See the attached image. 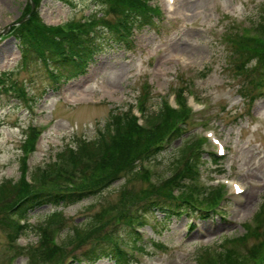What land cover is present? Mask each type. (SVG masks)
Masks as SVG:
<instances>
[{"label":"rangeland","instance_id":"rangeland-1","mask_svg":"<svg viewBox=\"0 0 264 264\" xmlns=\"http://www.w3.org/2000/svg\"><path fill=\"white\" fill-rule=\"evenodd\" d=\"M150 1V5L162 9L163 20L154 19L153 27L146 25L141 34L135 35L131 49L110 48L99 56L87 75L70 80L58 91L38 67L20 68L21 52L13 29L28 21L22 22L30 0H0V74L10 78L5 86L0 84V184L6 179L16 182L22 178L20 146L30 126L44 130L39 150L29 157L33 169L52 161L73 139L97 138L115 114L113 110L136 107L140 93H149L147 107L150 112H156L162 108L163 96L187 86L200 102L195 104L191 100L195 117L183 136L174 139L171 147L146 167L152 171L154 180L169 176L179 149L188 141L199 142L197 136L205 137L207 130H214L226 146L227 155L213 162L211 154L216 148L209 143L202 148L207 163L201 169L202 184L225 185L223 179L229 178L247 190L244 195L235 196L226 185L227 200L223 201L220 213L207 219L185 214L154 228L148 225L141 236L147 245L146 252H135V257L137 264H199L202 249L211 247L221 251V244L227 239L243 236L245 223L264 206V92L258 93L264 85L261 83L264 69L256 65V60L251 64L252 76L237 72L227 44L228 37L239 27H247V33H254V25L264 16V0H175L173 12H168L167 0ZM73 2L75 6L71 7L58 0H42L41 24L55 30L66 28L72 19L80 22L91 11L93 17L101 16L92 0ZM104 21L114 19L108 15ZM13 23L17 24L6 29ZM12 82L19 88L26 87L28 94L36 99L31 103L33 109L12 91L4 90ZM183 94L186 97L188 92ZM251 96L257 100L254 105L250 104ZM124 186L137 194L145 187L138 181L126 185L120 176L110 187L78 204L37 208L29 215L30 228L20 238L10 237L11 229L4 222L6 216L11 218L7 212L11 201L2 203L0 264H61L60 257L43 260L34 257L31 250L20 253L18 249L38 247L42 241L38 226L58 212L69 219L65 221L67 226L61 239L71 233L74 225L87 227L94 215L102 219L105 229L112 228L114 218L124 209L117 205ZM129 198V204L135 202L134 197ZM104 210L107 214L101 218ZM156 217L163 219L162 215ZM124 235L129 239L128 234ZM248 242L247 248L258 243ZM89 245L82 242L71 255L78 258ZM96 264L115 262L101 259Z\"/></svg>","mask_w":264,"mask_h":264},{"label":"trees","instance_id":"trees-1","mask_svg":"<svg viewBox=\"0 0 264 264\" xmlns=\"http://www.w3.org/2000/svg\"><path fill=\"white\" fill-rule=\"evenodd\" d=\"M41 1L34 0L37 8ZM59 1L75 6L73 0ZM93 2L102 12L101 18H97L100 20L96 23L97 27L103 24L108 15L114 14L115 22H107L108 26H103L105 29L101 30H97L95 23L87 25L75 21L66 32L57 28L51 30L41 24L40 12L37 10L29 21L14 28L13 33L22 54L20 68L27 70L29 65L38 67L47 79H53L54 82L62 77L77 76L99 53L115 45L123 46L125 38L119 37L116 32L119 26L130 31L134 27H144L149 23L154 25V18L160 16L157 9L149 6V0ZM30 10L28 4L26 14ZM94 18L96 17L92 20ZM260 19L254 25V33H247V30L240 33L236 30L227 41L237 72L250 73L248 77L252 76V61L258 60L256 65L264 67V16ZM18 91L24 94L25 88L20 87ZM183 91L184 88L178 96V110L163 102L162 108L156 112L149 111L147 104L150 96L148 92L144 93L140 105L147 113L143 127L137 124L131 112L113 110L115 114L112 115L110 123L98 132L97 138L90 141L78 139L75 146H66L57 153L55 159L34 169L29 178L31 183L24 179L27 170L25 153L34 151L33 146L40 132L36 128H30L28 139L21 146L24 154L22 178L16 182L6 179L0 184V205L11 201L7 204V212L11 218L6 216L4 221L11 229L10 237H18L24 232L25 228L18 221L28 219L35 209L78 204L110 187L120 176L124 178L126 174L130 175L126 185L138 181L145 187L138 194L123 187L117 205L124 209L114 218L112 228L105 229L102 219L94 215L90 217L87 227L72 226L71 233L55 244L54 231L63 232L67 226L62 213H55L45 223L48 228L39 230L42 238L40 245L30 249L20 248V253L31 250L34 257L43 260L60 257L62 259L58 262L65 264L63 261L68 254L70 256L71 251L79 249L84 242L87 246L90 245L78 258L72 255L74 264H96L105 258L116 264H125L129 259L120 248V243L124 242L120 239L125 237L124 234H128L130 238L137 237L133 229L136 223L157 227L167 224L173 217H181L186 211L196 208L195 204L199 201L195 199L194 191L198 194L203 192L204 200L199 203L206 207L199 210L206 218V214L218 205L222 189L201 191L198 186V170L204 163L201 140L188 141L179 149V157L171 167L170 176L161 178L159 183H149L147 173L140 165V162L151 160L163 152L166 138L173 143L174 139L183 136V128L191 114L186 99L183 98ZM251 99L254 101V97ZM213 161L216 162L215 159ZM129 196L134 197V203L129 204ZM106 214L107 210H104L101 218ZM156 215H162L163 219L157 220ZM152 218L155 222L151 221ZM253 221V225H245L246 232L243 236L223 242L216 258L209 255L208 250L201 252L199 264H264V206L256 213ZM52 226L55 230L47 231ZM134 239L137 241V238ZM251 240L258 243L247 248L248 241Z\"/></svg>","mask_w":264,"mask_h":264},{"label":"water","instance_id":"water-1","mask_svg":"<svg viewBox=\"0 0 264 264\" xmlns=\"http://www.w3.org/2000/svg\"><path fill=\"white\" fill-rule=\"evenodd\" d=\"M34 8H35V6H34L33 3H32V13H33L34 10H35ZM30 15H31V14H30ZM30 15H29V16H30ZM29 16H28V17H29ZM28 17H27L26 19H28ZM24 20H25V19H24Z\"/></svg>","mask_w":264,"mask_h":264},{"label":"bare ground","instance_id":"bare-ground-1","mask_svg":"<svg viewBox=\"0 0 264 264\" xmlns=\"http://www.w3.org/2000/svg\"><path fill=\"white\" fill-rule=\"evenodd\" d=\"M246 200V199H245ZM246 202H247V200H246Z\"/></svg>","mask_w":264,"mask_h":264}]
</instances>
